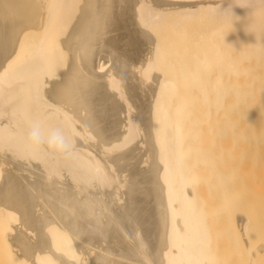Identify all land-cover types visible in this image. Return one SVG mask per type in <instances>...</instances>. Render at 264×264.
Listing matches in <instances>:
<instances>
[{"label": "bare ground", "instance_id": "bare-ground-1", "mask_svg": "<svg viewBox=\"0 0 264 264\" xmlns=\"http://www.w3.org/2000/svg\"><path fill=\"white\" fill-rule=\"evenodd\" d=\"M256 129L264 0H0L3 264H224L222 142Z\"/></svg>", "mask_w": 264, "mask_h": 264}, {"label": "rangeland", "instance_id": "rangeland-1", "mask_svg": "<svg viewBox=\"0 0 264 264\" xmlns=\"http://www.w3.org/2000/svg\"><path fill=\"white\" fill-rule=\"evenodd\" d=\"M139 96L141 95H133L137 99H134L137 106L138 102L140 105L144 102L146 106L149 97ZM228 133H235L240 138L222 142V148L228 153L231 151L233 158H225L219 164L224 169L227 180L223 183V197H218L213 202L216 208L223 209L215 223L216 229L221 232L220 252L224 255V264H249L237 224L240 217L248 215L254 224L256 246L261 248L258 263L264 264V130H237ZM205 190L207 193L206 184ZM1 254L0 250V256ZM3 258L0 257V264H3Z\"/></svg>", "mask_w": 264, "mask_h": 264}, {"label": "clouds", "instance_id": "clouds-1", "mask_svg": "<svg viewBox=\"0 0 264 264\" xmlns=\"http://www.w3.org/2000/svg\"><path fill=\"white\" fill-rule=\"evenodd\" d=\"M28 140L33 145H47L50 150L60 154H71L73 151V144L64 132L60 130L47 131L39 122L30 127Z\"/></svg>", "mask_w": 264, "mask_h": 264}]
</instances>
